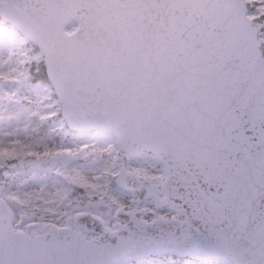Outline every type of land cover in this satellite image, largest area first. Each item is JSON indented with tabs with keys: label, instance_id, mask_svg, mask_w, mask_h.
<instances>
[{
	"label": "snow or ice",
	"instance_id": "6c2138e0",
	"mask_svg": "<svg viewBox=\"0 0 264 264\" xmlns=\"http://www.w3.org/2000/svg\"><path fill=\"white\" fill-rule=\"evenodd\" d=\"M0 264H264V0H0Z\"/></svg>",
	"mask_w": 264,
	"mask_h": 264
}]
</instances>
